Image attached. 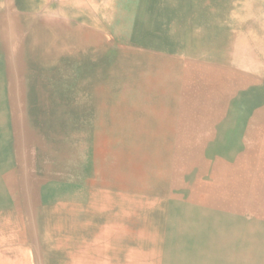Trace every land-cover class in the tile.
<instances>
[{
    "label": "rangeland",
    "instance_id": "1",
    "mask_svg": "<svg viewBox=\"0 0 264 264\" xmlns=\"http://www.w3.org/2000/svg\"><path fill=\"white\" fill-rule=\"evenodd\" d=\"M257 5L263 6L264 0ZM248 33L242 24L224 29L225 45L231 48L227 43L239 41L241 50L223 63V83L231 87L222 97V110L174 108L175 122L156 124L160 134L151 140L139 134L150 110L120 101V112L127 113L123 121L132 125L91 138L96 147L89 148L92 157L84 159L82 174L56 191L45 184L47 173L39 169L37 158L42 153L34 147L42 134L59 136L67 126L60 124L55 111L31 115L15 93L29 88L13 85L17 79L11 60L0 54V264H77L70 260L76 250L69 245L73 239L78 251L85 252L87 261L82 264H108L107 233L118 229L123 213L128 231L140 226L148 233L140 245L126 235L128 252L140 256L132 264H141V258L143 264H155V238L164 230V219L167 229L192 235V264H264V30ZM231 64L241 68L234 76ZM252 72L261 77L253 78ZM178 80L183 86L184 78ZM215 83V78H208L209 92L216 89ZM238 85L244 87L241 102L237 94L232 96ZM113 95L96 94L105 101L103 106ZM193 146L199 154L188 160ZM195 159L199 164L194 165ZM63 199L64 210L75 202L82 208L77 238L64 230L72 217L58 212Z\"/></svg>",
    "mask_w": 264,
    "mask_h": 264
},
{
    "label": "crops",
    "instance_id": "2",
    "mask_svg": "<svg viewBox=\"0 0 264 264\" xmlns=\"http://www.w3.org/2000/svg\"><path fill=\"white\" fill-rule=\"evenodd\" d=\"M259 1L0 0V54L5 61L16 60L20 54L25 56L24 48L16 49V46L25 45L30 34L39 30L60 43L71 42L101 52L104 60L112 52L121 62H136L137 74L184 78L183 86L182 83L177 86L179 96L172 107L207 109L208 78L216 80V89L212 90L215 100L224 97L223 63L229 61V54H233L234 60L241 50L239 41L227 43L231 48L225 45L224 29H238L242 24L249 33L264 30V16L260 15L264 14V5H257ZM144 66L152 67L144 70ZM229 69L233 76L235 70L241 71L234 64ZM251 74L256 79L261 77L256 72ZM242 88L238 85L232 94L238 95L237 102L244 98ZM158 90L169 92L162 87ZM223 101L221 105L215 101L212 107L222 110ZM163 221L164 230L155 238V264H192V235L167 229L166 220ZM111 234L106 239L108 264L134 263L140 256H136L138 252H128L126 234Z\"/></svg>",
    "mask_w": 264,
    "mask_h": 264
},
{
    "label": "bare ground",
    "instance_id": "3",
    "mask_svg": "<svg viewBox=\"0 0 264 264\" xmlns=\"http://www.w3.org/2000/svg\"><path fill=\"white\" fill-rule=\"evenodd\" d=\"M17 33L15 36H17ZM30 36L31 38L25 45L22 47L16 46V49L24 48L26 55L20 54L17 58L14 56L16 60H11L10 68L13 72L12 75L17 79L13 85L29 88L17 90L15 93L17 92V99L23 102L24 105H27L26 109L31 115L39 117L43 112L49 114L55 111L60 124L65 127L67 126V130L59 136L53 134L44 138V134H42L38 139L37 147H34L38 153H42L41 157H37L38 167L47 173V178L44 179V182L52 191L61 188L60 184L73 182L71 178L75 179L82 174V168L85 165L84 159H91L92 157L89 148L95 151L96 143L95 140H92L95 136L115 134L121 130L120 128L132 125V123L123 121L127 113L120 112V107L117 106L120 101L123 103L126 100V103H135L136 108L140 106L142 109L147 107V110H150L149 113L145 114L143 121L145 130L139 134L150 136L151 140L153 138L155 140L156 135L160 134V130L156 124L171 125L175 122L172 116L174 109L172 104L174 99H178L177 86L180 85L176 77L170 79V77L167 78L166 74L164 77H153L148 75V73L146 75L134 73L132 70L137 69L136 63L121 62L112 52L109 53L112 60H109V58L104 60L101 52H95L86 46L83 48L74 46L71 42L64 41L60 43L52 37L44 36L39 30H34ZM109 54L106 57H109ZM99 57L101 59H97ZM151 67L144 66V70ZM25 76H29L31 80L23 82L22 78ZM127 80L131 83L134 82V86L128 84ZM34 86L44 88V91L32 90L31 88H35ZM161 87L169 92L161 93L158 90ZM230 87L231 85L228 82L226 84L225 82L223 83L224 96ZM98 92L114 94L108 97L110 100H106L109 102L108 105L103 106V102L105 101L96 96ZM211 92L215 96L212 90ZM211 92L208 90L207 108H212L215 101L218 104L222 100V98L215 100V97L212 99ZM131 93H134L136 97L134 98ZM122 94H126L127 99L123 97L120 100L119 96H122ZM44 117L46 116L44 115ZM80 118L83 121L82 124H76L75 121H78ZM125 124L126 126H124ZM154 125L156 126L154 127ZM117 149H120V147H117ZM237 149L239 150V148ZM188 150L189 153L186 156L188 160L191 157H196L200 151L195 146L188 148ZM103 152L105 153V147L103 148ZM119 155V150H116L115 156L119 157ZM197 163L195 159L194 165ZM52 202L54 203L55 201ZM74 204L76 205H72L71 208L64 210L65 202L63 199L56 205L58 206V212L61 214L64 215L65 211L66 214L70 213L68 217H72L71 223L68 222V225H63V227L66 232L72 234V238H77L76 235L79 233L82 223L78 215L81 213L82 208L78 206L79 202H75ZM120 219L121 221L117 225L118 229L114 230V232L130 236L131 240L134 239L139 245L142 244L141 241L147 240L146 235L148 233L146 229L138 226L132 232L131 230L128 231L123 224L126 221L124 213ZM111 231H113L112 228L109 231L110 234ZM109 233H107L108 236ZM73 240L70 244L68 243L76 249H73L74 251L70 253V255L72 254L70 260L77 264H82L87 261L84 257L85 252L78 251L77 247L79 248V243L75 241L77 239ZM104 241L100 243L101 248Z\"/></svg>",
    "mask_w": 264,
    "mask_h": 264
}]
</instances>
